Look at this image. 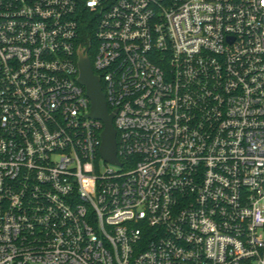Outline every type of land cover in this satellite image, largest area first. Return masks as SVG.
I'll return each instance as SVG.
<instances>
[{
    "label": "built area",
    "instance_id": "built-area-1",
    "mask_svg": "<svg viewBox=\"0 0 264 264\" xmlns=\"http://www.w3.org/2000/svg\"><path fill=\"white\" fill-rule=\"evenodd\" d=\"M0 264H264V0H0Z\"/></svg>",
    "mask_w": 264,
    "mask_h": 264
},
{
    "label": "water",
    "instance_id": "water-1",
    "mask_svg": "<svg viewBox=\"0 0 264 264\" xmlns=\"http://www.w3.org/2000/svg\"><path fill=\"white\" fill-rule=\"evenodd\" d=\"M78 83L85 89L90 102L89 118L102 123L103 129L100 134L99 155L105 163L120 166L117 158L116 129L114 128V112H109L105 94L99 78L94 74L91 62L84 52L78 54Z\"/></svg>",
    "mask_w": 264,
    "mask_h": 264
},
{
    "label": "trees",
    "instance_id": "trees-1",
    "mask_svg": "<svg viewBox=\"0 0 264 264\" xmlns=\"http://www.w3.org/2000/svg\"><path fill=\"white\" fill-rule=\"evenodd\" d=\"M91 52H92V50L91 49H88L87 50V54H88V57H89V59H90V61H92V55H91ZM110 108H109V112H110Z\"/></svg>",
    "mask_w": 264,
    "mask_h": 264
}]
</instances>
